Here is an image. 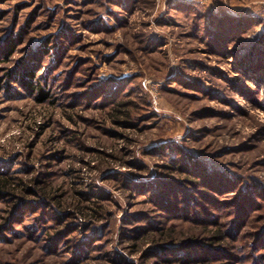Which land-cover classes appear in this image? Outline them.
<instances>
[{"label":"rangeland","instance_id":"obj_1","mask_svg":"<svg viewBox=\"0 0 264 264\" xmlns=\"http://www.w3.org/2000/svg\"><path fill=\"white\" fill-rule=\"evenodd\" d=\"M0 264H264V0H0Z\"/></svg>","mask_w":264,"mask_h":264},{"label":"trees","instance_id":"obj_2","mask_svg":"<svg viewBox=\"0 0 264 264\" xmlns=\"http://www.w3.org/2000/svg\"><path fill=\"white\" fill-rule=\"evenodd\" d=\"M12 50H13V44H12V42L11 43H8L7 45H6V47L4 48V50H3V52L4 53H6V54H10L11 52H12ZM35 76V74L34 73H32V72H28V71H24V77L25 78H28V80L29 81H26L25 80V82L26 83H29V85H30V88L31 89H34V88H36L38 85H36V84H34V82L33 81H30V79H29V76ZM40 96H41V98L42 99H45L46 98V96H47V93H45V92H43V90H41V94H40ZM222 236V232H221V230H217L216 231V233H215V236L213 237L214 239H216V238H218V237H221ZM222 238V237H221ZM220 239V238H219Z\"/></svg>","mask_w":264,"mask_h":264}]
</instances>
